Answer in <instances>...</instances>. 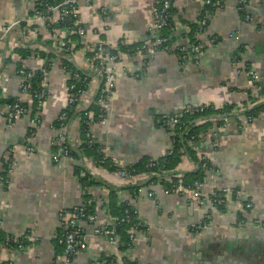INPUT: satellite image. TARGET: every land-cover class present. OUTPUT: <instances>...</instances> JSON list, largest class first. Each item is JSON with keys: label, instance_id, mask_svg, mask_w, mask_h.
Returning a JSON list of instances; mask_svg holds the SVG:
<instances>
[{"label": "crops", "instance_id": "1", "mask_svg": "<svg viewBox=\"0 0 264 264\" xmlns=\"http://www.w3.org/2000/svg\"><path fill=\"white\" fill-rule=\"evenodd\" d=\"M155 1L76 0L79 24L85 29L81 46L92 48L103 43L116 49L120 42L151 45ZM239 4L240 0H223V7L208 15L206 30L194 37L203 46L197 62L190 59L181 66L170 53L130 56L118 52L121 58L113 65L115 87L106 117L92 125L90 132L115 163L135 165L164 155L170 140L156 125L161 114L191 105L232 106L229 125L216 137L211 133L220 116L196 121L210 122L211 129L199 136L196 146L191 145L194 160L182 156L173 171L156 176L166 184L182 181L183 176L197 173L201 162L207 160L210 170L202 195L208 197L221 189L240 190L251 204L248 211L232 196L222 210L200 207L189 191L166 195L162 185L149 183L150 175L140 173L130 180L97 165L93 156L80 148L79 112L93 106L101 79L95 64L81 51L68 56L73 70L88 80L67 126V142L74 153L54 163V126L66 108L71 74L63 67L62 52L49 45L51 32L44 21L31 24L35 37L28 40L21 35V24L30 20L33 0H0V100L18 99L26 108L8 128L4 117L7 105H0V181L6 177L7 161H11L8 184H0V231L19 238L31 234L37 240L26 250L3 248L0 262L54 264L61 250L55 239L63 226L59 214L84 201L87 193L95 205V220L79 223L86 250L78 252L70 264H93L98 258L124 255L135 264H264V230L253 227L254 221L264 223V115L259 113L251 121L244 116L264 106V95L258 94L246 74L237 73L233 65L236 62L241 70H251L264 79V0H250L245 14L240 13ZM204 11L202 0L173 1V46L189 45V34ZM58 16L54 11L53 21ZM214 38L218 41L212 43ZM73 43L75 48L79 46L76 39ZM20 49L43 54L27 58L18 53ZM46 63L50 64L45 73L48 97L31 114L33 99L21 93L23 78L16 65L35 72ZM34 115L38 126L31 131ZM85 176L89 185L82 181ZM110 195L117 204L130 205L143 225L126 252L94 234L106 219L96 202H106ZM206 216L209 219L205 220ZM200 223L207 228L198 234L192 228Z\"/></svg>", "mask_w": 264, "mask_h": 264}, {"label": "built area", "instance_id": "2", "mask_svg": "<svg viewBox=\"0 0 264 264\" xmlns=\"http://www.w3.org/2000/svg\"><path fill=\"white\" fill-rule=\"evenodd\" d=\"M173 1L174 0H157L154 2L152 7V18L153 24L150 28V32L154 35V40L151 45H143L141 47H137L133 50L130 56H141L145 54H154L157 52L161 53H170L173 54L179 61L181 66L187 64V61L193 59L197 62L203 55V46L200 43L190 44V45H169V38L160 35L162 30L169 28V31H172V27L170 26V21L172 17L171 10L173 9ZM250 0H241L240 5L244 8ZM203 6L214 8V10L221 9L223 7V0H202ZM77 3L76 0H33V5L30 10V20L28 23L21 24V35L23 38L31 39L37 35V32L34 28H32L31 24L44 21L46 27L51 32L50 37V46L59 50L60 52H72L81 51L84 55L88 51H93V56L89 59H86L88 62L95 64L98 69V74L101 79V86L99 88V94L97 100L94 102L96 106L100 108L101 113L106 114V106L108 101L114 91L115 87V71L113 65L118 62L121 58L120 53L110 54L107 52L105 45L103 43H98L92 48L82 47L80 41L85 37V29L79 24V19L76 11ZM54 11L58 12V19L53 21L52 13ZM211 13L209 9H205L204 16L198 21L195 31H193L194 37L198 34L204 32L207 27L208 15ZM249 19V17H247ZM65 20L69 21V24L63 25L60 28L55 29L54 26L63 24ZM62 32V34H59ZM75 35L77 37V41L79 42V49H75L74 43L69 40L70 36ZM218 39H211L212 43H215ZM120 45H126L124 42H120ZM158 47H160L158 49ZM102 54H105L103 56ZM127 55V54H126ZM233 65L236 68L237 73L244 72L248 78V83L256 88V90L264 91V82L261 81L259 76L252 72L251 70H244L238 67L237 63L234 62ZM34 71H24L19 70L18 75L23 78L21 85V93L31 96V98H36L38 100L39 108L44 104L48 97L47 85L45 82V73L42 81L39 84L38 89L33 88L32 77ZM69 80L74 81V83L67 86V103L66 109L73 110L79 106L80 97L85 92V90L77 89L76 84L80 83L84 85V81L78 74H74L70 77ZM88 87L87 83L85 87ZM20 101L18 103H14L11 106H6L4 117L6 126L11 128L15 122V120L21 117L24 114V109L20 106ZM74 106V108H72ZM209 105H191L187 106L183 110L172 113H164L158 116L156 119V125L161 129L165 130L169 136V144L165 149V153L161 158H166L174 152L175 148H178V152H182L183 148H181L180 141L176 138V136H180L183 132L184 125L181 122V114H199L202 113L204 108ZM212 106V105H210ZM215 108L214 106H212ZM216 109V108H215ZM64 110V111H65ZM66 114L62 112L57 119V127H54L56 130V136L54 140L55 150L52 153V161L54 163H58L63 158H70V147L67 142V126L66 123ZM105 119V117H104ZM104 119H101L100 122H103ZM83 124L89 127V132L85 134L84 144L88 147L97 148V152L101 155L99 160L100 167L107 165L108 168H113V172H115L120 178H128L133 180L137 175L135 173V169L133 165L121 166L111 160L107 154L105 148H103L99 142L93 138L90 128L92 125L96 124L93 122L92 113L88 112L84 114ZM99 122V123H100ZM219 123H216L213 127V131L211 133L212 137H216L221 131H224L230 123V117L227 115H222L219 118ZM38 126V117L37 115L31 119V131H33ZM177 134V135H176ZM193 137L188 141V145L191 146ZM156 160H149L147 163V168L152 169L156 166ZM201 169L204 171V175L210 170V165H206V160L202 161ZM6 177L0 181L2 187H6L8 184V177L11 174V161H7L6 163ZM146 175L154 176V172H147ZM160 184V181L158 182ZM170 187H164L163 184H160L164 188V193L166 195L177 194L183 195L185 192L189 191L194 199V202L200 206L205 207L208 206L210 208H216V206H225L228 201L229 196L233 197V200L240 205H242L243 209L249 210L251 208L250 202L244 197L242 192L237 189H221L212 192L208 197H204L202 195V189L205 185V177L201 181H197L192 184V186L185 187L180 181L176 184H172L169 182ZM149 197H152L153 194L149 193ZM94 203L91 199L82 201L81 203L73 206L68 211H62L59 214L60 221L62 223V230L60 233L56 234L55 239L59 246L62 247V254L56 258L54 264H70L74 256L83 250H86V244L83 242V237L81 230L79 229L80 222H94L95 215L94 213H87L86 206ZM103 200H99L96 202L98 206L101 207V210L104 212L106 219L105 223L101 227H96L94 229V234L97 236L104 237L108 240V242L112 246H118L119 244V235L116 233V227L121 223H129L131 220L128 211L126 210L124 216L121 218L111 217L109 215L108 205ZM209 219V216H206L205 220ZM253 227L257 229L264 230V223L259 221L253 222ZM207 226L203 223L194 226L192 229L198 234L206 230ZM143 230V225L140 221L137 220L135 225L130 226L128 229V235L130 243L134 240L137 233ZM22 241L18 245V250H26L28 247L32 246L37 240L32 238L31 234H24L22 236ZM10 241V238H5L4 242L7 245ZM29 242V244H26ZM3 248H0V253ZM195 255V253H192ZM1 263V262H0ZM11 264V263H10ZM93 264H135L130 258L127 256H123L119 259L113 258L110 261L101 260L98 258Z\"/></svg>", "mask_w": 264, "mask_h": 264}, {"label": "trees", "instance_id": "3", "mask_svg": "<svg viewBox=\"0 0 264 264\" xmlns=\"http://www.w3.org/2000/svg\"><path fill=\"white\" fill-rule=\"evenodd\" d=\"M241 1V0H240ZM205 9H209L211 12L213 11L214 8H211V7H205ZM245 9L241 7V5L239 4V11L240 13L242 14H245ZM173 9L171 10V13H172ZM69 24V21L68 20H65V22L63 24H60V25H55L54 28H60L61 26H65ZM195 28H193V30L191 31V33L189 34V45L190 44H195L196 41H195V38H194V35H193V31H195ZM160 35L164 36V37H167L169 38V45L171 43L174 42L173 38H171V34H170V31H169V28H166L164 30H162V32L160 33ZM75 39L77 40V37L75 35L73 36H70L69 40L71 42L75 41ZM218 41V40H217ZM143 46V44H140V45H134V46H129V45H120V43L118 44L117 48L116 49H112V48H109V47H105L107 52L110 53V54H116L117 52H124L125 54L127 55H131L133 50L137 47H141ZM81 46H78L77 48H75L74 50L76 49H79ZM160 47H158L159 49ZM93 51H89L86 53V59H89L93 56ZM18 53L22 54L23 57H31V54H35L36 56L37 55H42L43 53H39L37 50H29V49H20L18 50ZM50 55V54H49ZM62 55L61 57V61L62 63L64 64L63 67L65 68V70L67 71H70V74L71 76L74 75V74H78L81 79L85 82L84 85L83 83L80 84H76V87L77 89H82V90H86L87 89V86L85 87L86 83L88 85V80L86 77H83V75H81L79 72L77 71H74L73 70V64L71 63L70 59L68 58V56H72V52H62ZM103 56H105V54H102ZM51 56V55H50ZM49 63H46L44 64L43 68L39 71H35L33 73V77H32V84H33V88L34 89H38L39 88V84L40 82L42 81L43 77H44V73H46L49 69ZM19 70H24L26 72H28L29 70L26 69V68H23L20 64H17L16 65V71L18 72ZM74 83V81L72 80H69L68 81V85ZM21 91V90H20ZM98 94H99V91L96 95V98H95V101L97 100L98 98ZM258 94L260 95H264V91H259ZM19 100L18 99H11V101H7L6 99H2L0 100V105L2 104H5L7 106H11L13 105L14 103H18ZM20 106L24 109V114H25V111H26V108H25V105L22 104V103H19ZM38 107V100L36 98H33V106H32V113H35L38 111L37 109ZM74 108V106L72 107ZM233 110V107L232 106H228L227 104L224 105L222 108H219V109H215L213 108L212 106H208L206 108H204L203 112L202 113H199V114H181V122L182 124L184 125L183 127V132L181 133L180 136H176V138L180 141V146L181 148H184L185 151L183 154H179L178 152V148H175L174 149V152L167 156L165 159L164 158H160L158 160H156V166L152 169H149L147 168V163L149 162V160L151 159H143L142 161H140L139 163L133 165V168L135 169V173L136 175L140 174V173H147L149 171L151 172H154V176H151L150 180H149V183H158L159 180L157 179V176L156 174H161V173H164V172H170V171H173L176 166L180 163V157L182 156H189L192 160L195 159V157L193 156V152L191 151V146L188 145V141L191 139V137H193V140H192V146H196L199 141L201 140L200 139V135L207 132L209 129H211V123L210 122H204L202 124H198L196 121H198V119L202 118V117H207V116H210V115H218V116H222V115H227L228 117H231V112ZM74 111H75V108L73 110H68L66 109L65 113L66 114V123L69 122V120L71 119V117L73 116L74 114ZM88 112H91L92 113V118H93V122L94 123H99L101 121V119H104V117H106V114L105 112L104 113H101L100 111V108L98 106L95 105V103L93 104V106L87 110H84V111H80L79 112V123H80V127H79V131H80V135H81V145H80V148L84 151V152H87V154L93 156L94 160H95V163L96 164H99V160L101 158V155L96 151L97 148L95 147H91V148H88L83 142H84V139H85V134L87 132H89V127L87 125H84L83 124V117H84V114L85 113H88ZM180 113V111L178 112ZM259 113L263 114L264 115V106H259V107H256V108H253L251 109L250 111L246 112L245 113V117L248 121H251L254 117L258 116ZM23 114V115H24ZM35 116V115H34ZM33 117V116H32ZM219 123V122H217ZM58 123L56 122L55 123V126L54 127H57ZM213 127V126H212ZM177 135V134H176ZM70 147V146H69ZM55 150V148H54ZM53 150V152H54ZM73 150L72 148L70 147V158L73 156ZM202 164V162H201ZM206 165H210L209 162L206 160ZM104 167H106L108 170H111L113 171L111 168H108L107 165H105ZM77 171V170H76ZM79 171H77L78 173ZM205 177L204 175V171L200 168L199 171L197 173H192V174H187L185 176H183V179L182 181L180 180H173L171 183L172 184H176L178 181H180V183L185 186V187H189V186H192L193 183L197 182V181H201L203 178ZM87 177H83L82 178V181L83 182H87V184L89 185L88 181H87ZM173 179V178H172ZM165 182H163L162 180H160V184H163L164 187H170V184H164ZM137 191V190H135ZM85 197L86 199L85 200H88V196H87V193L85 194ZM108 205V212H109V215L111 217H118V218H121L124 216V212L127 210L128 211V214L130 215V218L131 220L129 221V223H121L119 224L117 227H116V233L117 235H119V244H118V250L121 251V252H126L130 247H131V243H130V240H129V235H128V229L130 228V226L132 225H135V223L137 222V218H136V214L133 210V208L124 203V204H117V201H116V198L114 197V195H110L108 198H106V203ZM94 208H95V205L94 203H92L91 205L89 206H86V212L87 213H94ZM224 208V205L222 206H216V209L218 210H222ZM10 238V241L7 245H5V238ZM22 236L19 238V237H13V236H9V235H5L3 234L1 231H0V248H8V249H18V245L19 243H21L22 241ZM57 243V242H56ZM26 244H29V242H27ZM59 246V245H58ZM61 247V246H59ZM62 247H61V250L59 252V255L62 254ZM101 260H106V261H110L113 259V257H102L100 258ZM0 264H10V263H5V262H1Z\"/></svg>", "mask_w": 264, "mask_h": 264}, {"label": "water", "instance_id": "4", "mask_svg": "<svg viewBox=\"0 0 264 264\" xmlns=\"http://www.w3.org/2000/svg\"><path fill=\"white\" fill-rule=\"evenodd\" d=\"M262 82H264V79L263 80H261ZM201 255H199V257H200ZM201 258V257H200Z\"/></svg>", "mask_w": 264, "mask_h": 264}]
</instances>
